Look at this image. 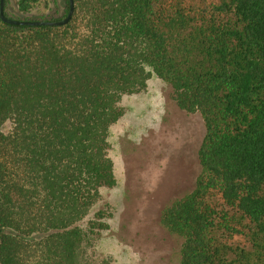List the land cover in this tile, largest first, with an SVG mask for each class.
<instances>
[{
  "label": "trees",
  "instance_id": "16d2710c",
  "mask_svg": "<svg viewBox=\"0 0 264 264\" xmlns=\"http://www.w3.org/2000/svg\"><path fill=\"white\" fill-rule=\"evenodd\" d=\"M152 76L205 125L194 188L160 218L179 264H264V0H73L62 26L0 19V264H96L84 246L112 216L92 212L115 184L109 130Z\"/></svg>",
  "mask_w": 264,
  "mask_h": 264
},
{
  "label": "rangeland",
  "instance_id": "374dc122",
  "mask_svg": "<svg viewBox=\"0 0 264 264\" xmlns=\"http://www.w3.org/2000/svg\"><path fill=\"white\" fill-rule=\"evenodd\" d=\"M62 0H48L20 18L55 20ZM13 18V17H10ZM122 117L109 130L115 184L102 188L92 212L109 208V228L84 246L96 264H179L182 238L161 214L190 193L201 172L198 150L205 125L198 112L180 110L171 88L152 76L146 88L123 97ZM234 244L247 245L234 236Z\"/></svg>",
  "mask_w": 264,
  "mask_h": 264
},
{
  "label": "water",
  "instance_id": "95a60500",
  "mask_svg": "<svg viewBox=\"0 0 264 264\" xmlns=\"http://www.w3.org/2000/svg\"><path fill=\"white\" fill-rule=\"evenodd\" d=\"M73 12V0H69V10L65 17L55 20H28L7 17L4 13V0H0V19L4 23L16 26H62L71 18Z\"/></svg>",
  "mask_w": 264,
  "mask_h": 264
}]
</instances>
